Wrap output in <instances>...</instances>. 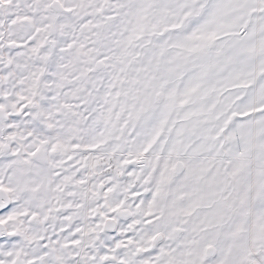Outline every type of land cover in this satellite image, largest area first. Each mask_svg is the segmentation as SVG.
I'll list each match as a JSON object with an SVG mask.
<instances>
[{
	"label": "snow or ice",
	"instance_id": "obj_1",
	"mask_svg": "<svg viewBox=\"0 0 264 264\" xmlns=\"http://www.w3.org/2000/svg\"><path fill=\"white\" fill-rule=\"evenodd\" d=\"M0 264H264V0H0Z\"/></svg>",
	"mask_w": 264,
	"mask_h": 264
}]
</instances>
